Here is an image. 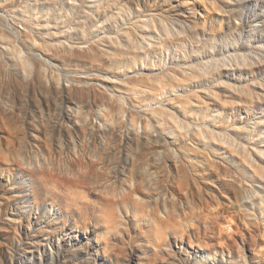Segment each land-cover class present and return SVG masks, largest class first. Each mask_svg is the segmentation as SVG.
I'll return each instance as SVG.
<instances>
[{
    "label": "rangeland",
    "instance_id": "374dc122",
    "mask_svg": "<svg viewBox=\"0 0 264 264\" xmlns=\"http://www.w3.org/2000/svg\"><path fill=\"white\" fill-rule=\"evenodd\" d=\"M0 264H264V0H0Z\"/></svg>",
    "mask_w": 264,
    "mask_h": 264
},
{
    "label": "bare ground",
    "instance_id": "6f19581e",
    "mask_svg": "<svg viewBox=\"0 0 264 264\" xmlns=\"http://www.w3.org/2000/svg\"><path fill=\"white\" fill-rule=\"evenodd\" d=\"M79 177V176H78ZM79 179H81V178H79ZM72 182H75V183H73L74 184V187L76 186V187H81V188H83V189H85L86 187L90 190V192L92 191V192H96V190L98 191V189H97V187L96 186H94L93 184H91V183H87V185H84V184H86V183H84V181L83 180H78V179H76L75 181H72ZM84 185V186H83ZM85 187V188H84ZM96 187V188H95ZM87 189V190H88ZM132 195L133 194H131V193H128V194H119V195H117V200H118V203L120 204V205H125V204H127L128 203V201L132 198ZM24 196H25V198L26 197H28V189H25L24 190ZM116 221V218L113 216V215H111V214H109V216H108V218H107V221L105 222L106 224H107V222L112 226H110V225H107V228L109 227H111V229L113 228V225L116 223L115 222ZM85 232H87V231H85Z\"/></svg>",
    "mask_w": 264,
    "mask_h": 264
}]
</instances>
